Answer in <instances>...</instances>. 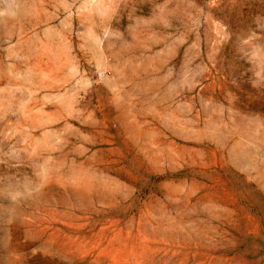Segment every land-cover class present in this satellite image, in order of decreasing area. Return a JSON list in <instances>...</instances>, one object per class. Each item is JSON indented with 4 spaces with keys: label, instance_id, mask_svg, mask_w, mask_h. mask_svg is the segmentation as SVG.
<instances>
[{
    "label": "rangeland",
    "instance_id": "rangeland-1",
    "mask_svg": "<svg viewBox=\"0 0 264 264\" xmlns=\"http://www.w3.org/2000/svg\"><path fill=\"white\" fill-rule=\"evenodd\" d=\"M0 264H264V0H0Z\"/></svg>",
    "mask_w": 264,
    "mask_h": 264
}]
</instances>
